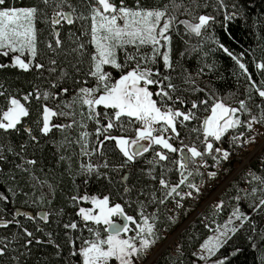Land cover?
I'll use <instances>...</instances> for the list:
<instances>
[{
  "label": "snow or ice",
  "instance_id": "snow-or-ice-1",
  "mask_svg": "<svg viewBox=\"0 0 264 264\" xmlns=\"http://www.w3.org/2000/svg\"><path fill=\"white\" fill-rule=\"evenodd\" d=\"M209 6V0H205L203 4L199 0H189L187 5L183 0H180V3L169 0L162 7L146 6L142 0H134L131 6L126 0H80L78 5L71 3V0H39L38 4L31 6H14L7 0H0V55L7 58V62H0V70L12 67L25 72L39 70L41 74L45 70L50 74L57 71L56 58H48L47 69L44 63L38 61L41 55L38 36L44 31L37 29L38 19L48 25L51 38L45 41V48L53 53L54 57H59L64 50L59 27L62 22L71 26L75 21H82L81 36H87V43L94 46L89 52L80 37H76V47L64 53L65 58L71 53H76V62L71 65L74 73L70 75L66 69L61 68L58 76L47 81V88L33 86L31 91L17 90V94H11L0 85V96L6 100V106L0 107V131L19 132L23 127L30 141L38 142L39 136L34 134L32 126L24 123V119L30 116L28 104L35 98L40 102L37 109L39 115L35 121L39 133L47 135L53 129L64 130L77 123L82 129H86L88 125L85 119L92 121L95 124V144L89 140L92 133L88 131H81L75 141L81 145V155L91 156L99 152L103 156L107 144H113V150L120 154L122 161L120 164H110L105 157L103 164L104 168L115 172L118 179H114L109 172H101L100 165L91 161L81 165V173L87 176L95 173L98 178H105L110 191L103 195H90L85 192L83 195L70 197L73 203L90 201L92 207H78L79 224L76 220L63 223L64 235L70 248L67 256L63 255L61 245L52 238L53 233L45 232V227L51 222L50 217L54 213L41 209L33 214L17 209L11 220L0 219L2 227L9 224L17 226V231L10 236H0V264H26V259L32 255L33 242H41L37 232H44L49 238L48 243L55 248L52 259L47 256L43 258L44 264H53V259L63 260L64 264H144L161 239L157 227L161 222L159 207L151 214H146L145 210L153 203L159 206L166 205L169 201L174 202L175 207L179 209L185 198H195L194 193L199 194L201 188L195 182H189V178L195 175L213 178L217 176L215 171L203 172L201 169L208 167L205 157H211L215 165L229 159L231 151L223 147L222 138L230 130L236 133L229 136L230 147L233 148L254 143L259 136H264V132L254 130V122L264 123V77L259 83L253 79V74L241 59L243 53L233 54L224 44H218L219 48L235 60L241 74L249 82L245 86V93L252 89L261 98L262 103L255 106L259 109V115L254 114L253 108L248 104L251 96L239 99L234 104L225 103L210 87L201 88L197 85L186 69L181 70L184 74L180 79L187 87H180L173 82L172 73L176 68L171 55L172 33L179 34L180 28L176 25H180L183 32L189 36H203L216 18L212 14L198 13L197 10ZM221 6H224V0H216L211 4L213 8ZM232 7L236 8V5L233 4ZM48 8L52 9L51 16L48 15ZM181 8L182 14L187 18H178ZM74 35L69 31L70 38ZM144 49H150V52ZM120 52H123L122 60ZM86 54L89 57L88 68L81 79L82 69L78 65L84 63ZM255 63L258 69L264 71V59ZM211 67L209 65V68ZM163 69L168 71L164 72ZM203 71L201 69L197 75L203 74ZM114 72L119 73L118 76H114ZM90 80L95 83L87 86ZM184 92H204L205 96L203 99H188L183 95ZM49 101L54 102L55 107L49 106ZM100 106H103V111L98 110ZM202 106L205 112L210 114L201 119L197 112ZM77 113L79 120L76 118ZM242 116L246 118L242 119ZM53 117L72 119L67 124L54 123ZM192 121H196V125L189 128ZM240 127L252 134L246 136V132H238ZM181 128L188 130L189 138L195 134V139H188L186 142L181 136ZM117 130L121 134L113 135ZM129 131L134 135L124 134ZM174 141L178 142L179 146ZM65 142L71 143L67 140ZM27 146V142L21 144V152H24ZM4 147L5 145L0 144V161L6 159L3 155ZM7 151L14 152L10 144ZM149 152L153 156L149 164L158 166L160 172L154 174L156 168L149 167L147 175L157 181L160 187L150 194L149 199L143 201L139 200V196L146 194L143 188L139 189L136 200L138 215H129L125 212V205L113 201L111 197L115 192L121 198L129 197L128 203H131L130 197L134 189L126 183L130 173L124 172L123 169ZM176 153L179 155L169 160L170 154ZM15 154L20 156V153ZM21 159L24 160V157L21 156ZM24 162L33 166L37 164L35 159H27ZM16 167L29 172L23 164ZM173 170L179 173L176 183L167 178V173ZM248 175L252 181H258L260 186L253 187L250 193L245 190V196H254L257 192L264 193V176L253 172ZM30 178L33 181L38 180L34 173H30ZM181 186H186L189 191L181 193ZM157 191L159 196L156 195ZM8 192H12L13 198L16 196V192L11 188ZM20 192L22 195H28L23 188ZM236 199L239 201L241 198L237 196ZM9 200L6 192L0 191V202ZM38 200L42 204L44 196ZM11 202L15 203V200L12 199ZM31 203L35 205L37 200H32ZM48 203H51V200ZM223 205L224 201L220 200L215 207L220 208ZM248 207L252 213L264 216V195L253 199ZM0 211L6 212L7 209ZM62 213L63 210L60 209L55 214ZM21 215L36 222L35 232L17 218ZM250 215L241 211L239 206L234 208L229 220L223 225V230L220 225H216L213 229L216 234L208 236L199 245V251L193 252L192 255L204 261V264H225L226 256L223 259L210 258L216 255L222 245L228 243L230 232H237V227L232 224L233 219L249 221L252 230H255V221L250 219ZM168 220L172 224L176 223L174 216H169ZM55 223L59 226L61 221L58 219ZM205 226L209 227L207 224ZM167 227L165 224V229ZM84 229H87L89 234L87 238L83 236ZM261 231L264 233V229ZM74 232H79L80 235H75ZM181 248L182 246L177 244V252L182 255Z\"/></svg>",
  "mask_w": 264,
  "mask_h": 264
},
{
  "label": "trees",
  "instance_id": "trees-1",
  "mask_svg": "<svg viewBox=\"0 0 264 264\" xmlns=\"http://www.w3.org/2000/svg\"><path fill=\"white\" fill-rule=\"evenodd\" d=\"M10 5L14 6H31L38 4L39 0H7ZM80 0H71L73 4H79ZM146 6L162 7L169 0H142ZM180 3V0H176ZM184 4H188L189 0H183ZM201 4L205 0H199ZM216 0H209L210 6L208 8L198 9V13L212 14L216 20L214 23H210V26L204 32L203 36L196 37L195 35L189 36L183 32L182 26L176 25L180 28V33H172V59L175 64L176 71L172 73L173 82L180 85V87H187L181 83L180 76L183 75L182 69H186L187 73H191L192 78L196 80L197 85L201 88L205 86L210 87L218 97L223 98L225 103L234 104L239 99H245L246 96H251L252 99L248 100V104L253 108L254 114L259 115V109L256 105L262 103L261 98L252 89H248L245 93V86L249 82L241 74V70L236 64L232 57L228 56L218 44L222 43L229 48L233 54L243 53L241 57L242 61L248 66L249 72L253 74V79L259 83L262 77H264V71L256 67L255 62H259L264 59V0H224V6L213 8L211 4H214ZM126 3L131 6L134 4V0H126ZM235 4L236 8L232 5ZM43 7V5H39ZM80 9L78 8V11ZM48 15L51 16L52 9H47ZM183 13V8L180 9L178 14L179 19L187 18ZM227 14V15H226ZM82 21H75L73 25L69 26L66 22H62L60 27L61 39L64 41V50L59 57H54L53 53L49 52L45 48V41L50 39V31L48 25L43 23L41 20L36 21L37 29H43L38 36L40 41L38 47L41 50V55L38 58L39 62H42L48 67L47 60L49 57L56 58L57 71L50 74L45 70L42 74L39 70L35 71H23L18 68L9 67L4 70H0V85L11 94H17V90L21 92L31 91L33 86L40 88H47V81L50 78H55L59 75L60 69H66L69 74L74 73L72 64L76 62V53H71L65 58V52L71 48H75L76 44L74 40L76 37H80L81 42L86 44L88 51H92L94 46L87 43L88 37L81 36V24ZM90 27V22L89 25ZM69 31L74 33L73 37H69ZM187 41V43H186ZM149 51L150 49H144ZM121 60L123 59V52L119 53ZM84 63L78 65L81 67V79H83V73L88 68V55L84 56ZM255 61V62H254ZM0 62H7V58L0 55ZM209 65L212 67L209 68ZM108 66H106L107 68ZM203 69V74L197 75L200 70ZM110 70V69H109ZM167 72V69H163ZM119 73L114 72V76H118ZM179 74V75H178ZM69 83L71 81L69 80ZM95 81L90 80L87 86H92ZM80 86V85H78ZM183 95L188 99H203L205 96L204 92H184ZM60 98H57L59 100ZM49 106L55 107V103L49 101ZM6 106L5 97L0 96V107ZM30 107V116L24 119L25 124H29L33 128L34 134L39 136L38 142L30 141L27 133L24 132L23 127L19 132L11 131L4 133L0 131V144L5 145L3 149V155L6 157L5 160L0 161V191L6 192L10 197L8 202H0V209H7V211H0V219H12L15 211L18 209L21 212L28 211L35 214L41 209L47 210L50 213H54L50 217V223L45 227V232L51 231L53 233V239L56 243L61 245L63 249V255L67 256L70 248L68 245L67 238L64 233L63 223H67L70 220H76L80 223V217L77 215L78 207H91L90 201H77L73 203L70 197L83 195L85 192L88 194L103 195L108 194L110 186L103 177H97L95 173L91 176H87L81 173V165L88 164L90 161L93 164L100 165L101 172H109L114 179H118L115 172H110L109 169L104 168L105 157L110 164H120V154L113 150V144H107L104 149V155H100L99 152L92 154L91 156L81 155V145L75 141L79 138L81 131H88L92 133L89 140L95 144V124L92 121H87V128L82 129L77 125L66 128L64 130L53 129L49 134L44 135L37 131V124L35 123L37 116L39 115L37 109L40 107V102H37L35 98L28 104ZM178 107L187 108L189 105ZM63 108V105L60 106ZM67 111L68 109H64ZM99 111H103V106L98 108ZM206 114L204 107H200L197 115L202 119ZM77 120H79V113H77ZM242 119L246 117L242 116ZM71 117H53L52 122L54 123H70ZM264 127V123H260ZM196 125V121H192L189 124V128ZM187 129L181 128V136L186 139H195V134L189 138L187 136ZM238 132H246L244 127H240ZM121 134L118 130L113 132V135ZM125 135H134L133 132L129 131L124 133ZM236 134L230 130L228 134L223 137V147L232 151L233 147H230L229 136ZM102 139V137H101ZM71 143H66L65 141ZM27 142L28 146L24 152H21L20 145ZM174 143L178 145V142ZM199 143V142H197ZM10 146L14 149V152H8L7 147ZM15 153H20L17 156ZM179 153L170 154L169 160L175 159ZM225 163L224 177L228 176L235 167V163L238 161L233 157ZM24 160L35 159L37 160L36 165H28L21 159ZM208 162L212 165L214 162L211 157H205ZM153 159L152 153H145L143 158H138L135 163L127 165L123 171L129 172L130 175L126 181L127 185L133 187L131 193V203H128L129 197L121 198L119 195L113 192L112 200L125 205V212L129 215H138L137 208V192L143 188L146 195H140L139 200H147L150 198V194L159 189L157 181H153L147 175V169L149 167H155L157 174L160 172V168L155 165H150L149 162ZM23 164L25 168L29 169V172H24L22 169L17 168L16 165ZM171 167V164L168 165ZM250 172L255 173L258 176H264V160L261 164L254 162L250 167ZM30 173H34L38 180L33 181L30 178ZM251 177L247 174L243 176L238 174L232 178L227 184L225 189L220 193L219 200L224 201V205L218 209L208 206L201 215L197 216L196 219L181 231L177 238L176 244L182 246L181 253L175 249L165 248L159 256L154 260L153 264H201V260L194 257L193 252L197 251L199 245L208 237L212 229L216 225L224 223L225 219L234 208L237 206L244 212L250 213V219L255 221V230L249 224V221H241L235 225L237 227L236 233L229 234L228 243L222 245L217 251L216 255L211 259H223L225 256V264H264V216L259 213H252L248 205L253 199L246 198L244 183L240 182L242 177ZM167 178L172 183H176L179 180V173L175 170L167 173ZM199 179V176H193L191 180ZM43 182V183H41ZM182 187V186H181ZM11 188L16 192V196L12 197V192H8ZM28 193L27 196L22 195L20 189ZM122 191V189H121ZM156 195L160 193L157 191ZM264 195V193H263ZM44 196V202L41 204L38 200L39 197ZM239 196L241 199L237 201L236 197ZM12 199L15 203H12ZM32 200H37L34 205L31 203ZM51 200V203L48 201ZM27 201V202H26ZM170 202V201H169ZM167 202V204L169 203ZM166 205H156L153 203L147 208L146 214L155 212L159 207L160 212V223L157 227L160 230V241L164 238V233L173 232L177 224H172L168 220V210ZM62 209L61 215H56L58 210ZM189 212L185 214V217ZM205 217V221H203ZM21 220L25 226L35 232L36 222L27 220L22 215L17 217ZM60 220L59 226L55 223L56 220ZM165 224L168 225L165 229ZM209 225L206 227L205 225ZM91 226V225H90ZM82 227V224H81ZM17 231L15 224H9L7 227L0 226V236H10L11 233ZM75 235H80L79 232H74ZM36 235L40 237V243L33 242L32 255L26 259V264H44V257L52 259V254L55 248L52 244L48 243V236L44 232H37ZM87 229L83 230L84 238L88 237ZM134 235V233H129ZM251 237V239H249ZM23 243V240H21ZM255 245V246H254ZM79 246V241H77ZM23 251V249H21ZM24 259V258H22ZM53 264H64L63 260L53 259Z\"/></svg>",
  "mask_w": 264,
  "mask_h": 264
},
{
  "label": "built area",
  "instance_id": "built-area-1",
  "mask_svg": "<svg viewBox=\"0 0 264 264\" xmlns=\"http://www.w3.org/2000/svg\"><path fill=\"white\" fill-rule=\"evenodd\" d=\"M257 125L262 126L260 123H257ZM249 135H251V132ZM241 139H244V137H241ZM256 142L257 141H255L254 143H249L246 146H237L233 149L231 157L239 161V166L230 176L228 175L224 177L223 170L225 169L226 161H224L220 165H215L214 163L211 165L210 162H208V167L206 169L202 168L201 171H215L217 172V176L213 178L206 175L204 177L198 175L199 179H193L189 181L195 182L201 188V192L199 194L194 193L195 198H185L181 208L177 209L174 202L172 201L167 204L168 216L176 217L177 226L185 220V214L187 212H189V214L187 215L188 217L195 218L201 215L208 206L215 207V205L217 204L216 200L219 199L221 191L225 186H227V184L232 180L233 177L242 173L243 176L247 175L250 172V167L254 162H256L257 164L262 163V161L264 160V137L260 140V142H257V146H255ZM245 181H247L246 176L242 177L240 180V182L242 183H244ZM180 191L181 193H183L189 191V189L186 186H182ZM205 220V217H203V221ZM177 230L175 231V233H173V235L178 236L182 229L180 228L178 231ZM169 245L175 246V243L171 241ZM116 264H118V262H116Z\"/></svg>",
  "mask_w": 264,
  "mask_h": 264
},
{
  "label": "rangeland",
  "instance_id": "rangeland-1",
  "mask_svg": "<svg viewBox=\"0 0 264 264\" xmlns=\"http://www.w3.org/2000/svg\"><path fill=\"white\" fill-rule=\"evenodd\" d=\"M210 114V113H209ZM254 130L255 131H258V132H264V127L263 126H260V125H257V123H255L254 122ZM247 135H249L250 134V132L249 133H246ZM252 134V133H251ZM233 135V134H232ZM263 137L264 136H259L258 138H257V142H260V140L261 139H263ZM256 142V144H255V146H257L258 145V143ZM250 150H252V149H250ZM239 166V161H237L236 163H235V167L233 168V171L229 174V176L234 172V170L237 168ZM196 176V175H195ZM191 178V177H190ZM189 178V179H190ZM193 178V177H192ZM260 185H259V182L258 181H252L251 179H248L247 181H245L244 182V188H245V190H247V192H251V189L253 188V187H259ZM226 187V186H225ZM225 187H224V189H225ZM223 189V190H224ZM222 190V191H223ZM221 191V192H222ZM261 195H263V193H260V192H257L254 196H249V197H246L245 195V197L246 198H251V199H257L259 196H261ZM217 201V203L220 201L219 199H217L216 200ZM92 207V206H91ZM212 207V206H211ZM206 208V207H205ZM213 208H216V209H218L217 207H213ZM242 211V210H241ZM204 212H205V210H204ZM233 212V211H232ZM232 212H231V214H232ZM231 214H229L228 216H227V218L225 219V221H224V223L223 224H221L220 226H221V230H223V225L225 224V222L226 221H228L229 220V216L231 215ZM115 218V217H114ZM196 219V217L195 218H190V217H186L185 218V220L182 222V223H180L178 226H177V229L179 228H181L182 230L181 231H183L187 226H189L194 220ZM239 222H241V221H237L236 219H233L232 220V224H234V225H237V224H239ZM231 226V225H230ZM216 227H214L213 229H215ZM176 229V230H177ZM178 229V230H179ZM213 229H212V231H211V233L208 235V236H212V235H215L216 234V232L215 231H213ZM176 230H174L173 232H171V233H164V238L161 240V241H159L156 245H155V247L152 249V251H151V253L149 254V256H148V258H147V260H145L144 261V264H153L154 263V260L159 256V254L165 249V248H170V249H175L176 247H177V244H176V238H177V236L176 235H173V233H175V231ZM177 230V231H178ZM180 231V232H181ZM229 234H231V232L229 233ZM166 237V238H165ZM207 239V238H206ZM171 241H173L174 243H175V246H171V245H169L170 244V242ZM197 251H199V248L197 249ZM211 259V258H210ZM201 264H204V261H202L201 260Z\"/></svg>",
  "mask_w": 264,
  "mask_h": 264
}]
</instances>
